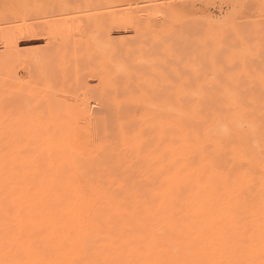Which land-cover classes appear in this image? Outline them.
<instances>
[{
    "label": "bare ground",
    "instance_id": "1",
    "mask_svg": "<svg viewBox=\"0 0 264 264\" xmlns=\"http://www.w3.org/2000/svg\"><path fill=\"white\" fill-rule=\"evenodd\" d=\"M55 1L49 0L50 4ZM61 1L65 7H59L57 16L79 8L72 5L74 0ZM84 1L83 20L72 23L80 28L81 40L76 38L77 34L76 39L69 36L58 42L59 33L55 34L48 22L41 25L43 29L20 23L15 39L8 42L2 36L0 44L7 48L9 43L18 52L20 42L44 39L46 52H51L43 58L45 62L59 55L64 58L62 78L72 85L80 84L83 98L77 102L74 97L44 96L40 103L46 106L48 102L54 113L55 109L66 115L82 113L81 117L92 123L96 114L122 115L125 103L129 102L126 100H131L127 98L141 95L146 102L143 104L144 100L140 99L139 104L145 105L148 137L143 135L146 142L143 136L139 137L140 144L133 148L130 144L134 137L129 139L128 132V137L122 135V141L128 140L124 147L120 146L123 160L118 164L140 158L143 175L137 183L136 178L134 181L128 176L123 178L121 171L115 173L122 178H113V174L108 178L103 176L108 167H103L104 170L100 167L104 177L101 178L100 169L94 166L98 167L96 163L100 160L108 166L113 160L117 162L120 153L117 157L115 153L119 151L109 145L113 154L107 157L105 144L103 157L96 151L97 155L89 158L87 155L93 152L91 145L88 148L87 145L92 141V133L81 130L80 126L73 130L76 118L71 130V122L66 121L60 128L54 123L48 125L39 116L32 119L33 115L27 111L31 123L23 130L16 131L10 125V130L0 131V264H264V75H251L243 65L241 72L245 73V80L238 76L233 79L234 68L230 69L232 74L226 68L239 65L242 60L237 46L240 40L237 43L235 38L232 42L226 38V44L218 42L217 56L210 53L207 57L210 65L213 60L219 65L217 70L213 65V71L208 72L202 63L190 65L192 68L179 65L174 39L186 17L191 15L194 4L190 0L179 3L161 0L154 10L149 5L138 6L154 0ZM227 3L233 11L246 0H227ZM55 16L51 14L52 18ZM56 20H62L57 23H65L68 29L72 25L66 17ZM233 26V21L226 19L218 25L219 35H228L226 29ZM72 29L74 35L76 28ZM128 32L132 34L112 37ZM198 44L200 48L202 44ZM197 54L205 60L203 54ZM41 59L38 58L40 65L44 62ZM82 61L85 66L80 64ZM80 66L84 68L82 72ZM220 66H225V70ZM176 77L180 86L185 87L181 98L173 94L178 85ZM94 79L96 85L89 86L87 81ZM128 92L133 93L131 97L126 95ZM94 93L99 94L103 107ZM124 96L126 100H120ZM11 98L8 103L6 98L0 101L5 100L11 106L15 100ZM24 100H21L23 106ZM191 100L193 104L188 105ZM8 113L4 110L0 123L16 121L15 117L8 119ZM124 116L121 118L125 120ZM182 116L189 125L183 119L185 124H181ZM119 119L115 117L112 123L116 125ZM26 120L18 122L26 123ZM141 122L143 126L146 123ZM123 124L121 128L129 121ZM133 127L132 131L129 127L125 130L135 132ZM92 128H89L91 132ZM116 129L114 133L110 130L115 139ZM107 138L109 144L120 142ZM141 146H145L143 151ZM91 159L98 161L90 162ZM132 163L124 164L125 170L119 166L127 173ZM135 166L134 169H139ZM92 167L99 173H90L94 172Z\"/></svg>",
    "mask_w": 264,
    "mask_h": 264
},
{
    "label": "rangeland",
    "instance_id": "2",
    "mask_svg": "<svg viewBox=\"0 0 264 264\" xmlns=\"http://www.w3.org/2000/svg\"><path fill=\"white\" fill-rule=\"evenodd\" d=\"M159 1L161 2V0H157V2L154 0V1L147 2V4L141 3L138 6L149 5L150 9L154 10L153 8L160 3ZM169 1L170 2H178V1L180 2V1H185V0H177V1L176 0H168L167 2H169ZM83 2H85V1L84 0L72 1L71 2V3H73L72 5H74V7H79V8L75 12L71 11V13H69L68 15L63 16V14H62L60 16H57V11L59 10V7L63 6V1H61V0H56L54 3H51V4H50L49 0H0V37L3 36L9 42L10 40L15 39V37L17 36V31L19 29L18 25H20V23L21 24H23V23L29 24L30 26L33 25L34 29L36 28V26H39L41 29H43L44 26L41 27V25L42 24L45 25L48 22V25L49 24L52 25L53 32H55V34L59 33L58 38L56 37L57 35L56 36L54 35L57 38L56 40L58 42H62L63 40H66L70 37H73L74 39H76V38L80 39L83 37V35L81 34V30H80V28L75 27V25L72 23L73 22L74 23L75 22H81L83 20L82 16L85 14L84 11H82V10H84V9H82ZM186 2H188V1L186 0ZM189 2H192L194 4L193 8L191 9V13H190L191 15L189 14L190 16L186 17L187 18L185 20L186 22H184V24L182 25V28L180 30V33H178L177 38L174 39V45L176 43L175 48L177 49V54L179 56V59H178L179 65L182 68L183 67L192 68L191 67L192 64H195V66H196L197 64L202 63L203 65L206 64V65H204L206 68L204 66H203V68L208 72L213 71L214 68H215V70H217L219 68V65L217 66V63L215 64L213 62L214 60L212 61V63L215 67L213 65H210L211 62L209 61V59L207 57H209L210 53L217 56V54H218L217 44H219L220 42L226 44V42L229 39L232 42L233 39L235 38L234 41L237 43H239V40H240V44H237V46L239 45L238 46V49L240 48L239 53L241 52L240 59H242L244 61L246 60L245 64H244V61L240 60L241 63L243 62V64L240 63L241 66H240V64L239 65L237 64L234 67L226 68L224 66V68H226L230 74H232V71H234L236 73V76H234V77L231 75L233 77V79H236L238 76L239 79L243 78V80H245V76H243V74H245V73L241 72L243 65L247 66L246 71H249L250 73L252 72L251 75H254L255 73H260L261 75H264V15H262V14H264V1L261 2L259 0V2H260L259 3L256 0L254 2L246 0V3H244V4L242 3L238 7V9L235 8L233 11H232L230 4L227 3V0H190ZM63 7H65V6H63ZM232 13H233V15H232ZM51 14H56L55 18L54 17L52 18ZM26 17H28V18H26ZM64 17H66L68 19L69 23L73 25V26L71 25L72 28H76V33L74 35H73L72 31L75 32V29H72L71 26L68 29L67 26L65 28V23H57V22L62 21V20H56V19L64 18ZM21 18H23V19L25 18V20L21 21L22 20ZM228 18H230L233 21V23H234L233 27L234 28L233 29L229 28L228 31H227L228 28L227 29L224 28V30L226 29V32H228V35L222 34L221 35L222 37H221L218 33V25H220V23H223ZM19 19H21V20H19ZM63 21H64V19H63ZM23 29H25V28H23ZM77 29L79 30V33H77L78 32ZM235 29H237V31H235ZM61 30H63V32H64V30H65V32H66V30L70 31V35H69V32H66V35L64 36L65 32L63 34V32ZM230 32H233L234 34L232 35V33H230ZM77 34H78V36H77ZM129 34H132V32L123 33V34H113L112 37L118 38V37L127 36ZM230 37H232V39ZM199 42L202 44L200 46V48L198 46ZM231 46L232 45H230V47ZM44 47H45V40L44 39H41L37 42H29V41L20 42L19 45L17 46V50L19 52V56H18L17 55L18 52L13 51V48L10 46L9 43L7 44V48H4L0 44V95H1L0 100L2 101L3 99H5V98L7 99V97L10 96V97H8V99H9V98H11V95L14 97L13 99H15V100L17 98L21 99L23 97L21 100L25 99L24 103L27 107V108H23L25 105L23 106V101H21V100H18V102L16 100V102H14L15 100H13L11 98L13 100L12 102H14V103L11 102V104H12L11 106H8L9 104L8 105L6 104V102H5L6 99L2 103L0 101V115L2 113H4V110L6 113H8V112H10V110H11V112H12V110H14L13 107H15L17 109V107L22 106L21 108H18L17 111L15 109L14 113L12 112V114L14 116L12 115V117H11V115H10L11 112L8 113L9 115L7 114L8 119H12L15 117L16 121L10 120V121H8V124L6 123L7 121L0 123V128H1L0 131L10 130L11 126L14 127V129H16V131L23 130L25 128L24 127L25 125L27 127L31 123V122L28 123L29 117H31L29 115H33L32 119L34 118V115H35V118H36V116L37 117L39 116L40 119L44 118V119H46L45 123H47V124L48 123H50V124L54 123V124H56V126L60 125V128H61V125L63 123H65L66 121L69 123L71 122L69 124L71 130H72V126H73L71 124H76V122H77V125H75V127L73 126L74 127L73 130H75V128L77 126H80L81 130H82V128H84L83 131H90L88 133H90V134L92 133V135H93V136L91 135L92 141L88 142V145H87V148L91 145L92 148L91 147L90 148H91V151L93 152L92 154L87 155V156H89V158H90V156H94L95 154L97 155V152H98V154L100 153L103 157L104 153H103L102 148H105L106 145H107L106 146L107 149H104V150H106L105 155L108 154L107 157H109L110 153L113 154L112 150H115L116 152L119 151L117 154L114 151L116 157L120 153L119 157H117V160L119 158V160L117 162H114V160L112 161L111 159L114 155L111 156L110 160L113 162V164L110 162L109 166L106 165V163L102 164V162L104 160L102 162L100 160L99 163H101V165H99V163L97 162L98 159H96V160L91 159V161L89 160L90 162H92V160H93L94 163L97 162L96 165L98 164V167L94 166V163L92 164V166L99 168V169L101 167L102 170H104L103 167L104 168L108 167L107 169H109V170H107V171H109V172L114 171L113 173H110V176H109V172L103 171L104 172L103 176L108 175L107 176L108 178L111 177L112 174H113V178L117 179V177L118 178L121 177L122 175H118V174H120L119 171H121L122 174L126 175V176L123 175V178H125V177L127 178V176L130 180L131 179L133 180L136 178L135 181L134 180L133 181L137 183L139 176H141V174L143 175V173L140 172L142 170L140 167L141 166V159L137 158V160H136V158L133 157L132 159H133V161L135 160V163L133 161H131V162L128 161V163H126V164H129L132 162L133 163H132V168H130L131 170L128 169L127 173H126L123 170H125V166H127V165L124 162H123V165L120 164V163H122V160H123L122 156H121L123 154H122V152H120V151H122V150H120V146H121V148L124 147V144L128 140L124 136L126 141H122V139H121L122 135L127 136V134L129 133L128 134L129 139H131V140L134 137V141H132V143H131V141H129V143H131L130 145L133 144V146H131L133 148L138 147V145L140 144V142L138 141L139 137L143 136L144 134L146 135V133H147V127L146 126H148V123H147L148 119H144V118H147V113H146V110L144 108L145 105H143V104H146L145 99H141L140 98L141 95L138 97V95L136 96L135 94L134 95L136 97H134V99H133V97H131L132 96L131 94H133V93L128 92L126 95H128L131 98H127L128 96L125 95L126 98L134 100L135 103L132 101L133 102L132 105H129V103H131V100L124 99L125 96L122 97L120 100L123 99L124 101L125 100L129 101V102L125 103L124 109L122 111V115H121V113L116 115L114 112H110V113L105 112V113L96 114V115H94L96 120H97V118H99V117L100 118L97 121L94 118V120H92V123H94V124L89 123L88 119H86V118L83 119L81 117L82 113L76 112V113H71L72 115H66L65 113H63L61 111H60V113H58L57 109H55V111H57L56 113H58V114L52 112L53 111L52 107H50L48 105V102H47L46 106H44V104L40 103L41 99L44 96H49V94L50 95L54 94V96L57 95L58 97H63V96L74 97L75 100H77V102H79V100L83 98V94H82L83 92L80 89V87H81L80 84H77L75 86V85H72V83L70 84V81L64 80L62 78V71L65 67V61L61 55H59L57 57H53V58L49 59L48 62H45V60L43 58L48 57L47 55L51 52H46L48 50V47H46V48H44ZM57 47H59L58 50L61 49L60 43L57 44ZM241 47L243 50H241ZM199 52L201 53V55L203 54V58L205 59L204 61L202 60L201 57L198 56L197 53H199ZM244 53H245V55L247 54V56L244 57V55H243ZM191 54H193L195 56H193V55L191 56ZM38 58H42L41 60L44 61V62H42V65H40ZM193 58H194V60H192ZM190 60H192V61H190ZM185 61H190V62H185ZM194 61H196V62H194ZM181 62H182V64H181ZM80 64L85 66V61H82ZM83 66L79 67L80 71L82 69H84V68H82ZM195 66L193 65V69ZM212 66L214 67L213 69H212ZM200 67H201V65H200ZM208 67H210V68L208 69ZM220 67L223 68V66H220ZM238 67H240V68H238ZM230 69H233V70L231 71ZM236 69H238L240 74H237ZM178 80H179V77H176L175 78L176 84L178 83ZM252 80L255 81V79H252ZM96 82H97L96 79L87 81L89 86H95ZM223 83L225 84V83H227V81L226 82L224 81ZM252 84H254V82ZM179 86H180V83H178V85L174 88L173 91H175V90L176 91L173 94L176 95V93H177V96L179 98H181L180 96L185 92V89H184L185 87H183L182 84H181L182 87L181 86L179 87ZM213 89L215 90L216 88H213ZM14 94H17L20 96H17V95L15 96ZM24 94L26 95L25 97H24ZM94 95L96 96L97 101H100L99 94L94 93ZM94 95L88 94V96H92V97ZM175 95H174V97H175L174 101H176V99H178L177 96H175ZM3 97H5V98H3ZM15 97H17V98H15ZM8 99L6 100L7 103L9 101ZM94 99H95V97H93V100ZM136 99L144 100L145 103L139 104V102H141V100L137 101ZM192 100L188 101V105L193 104V103H191ZM21 102H22V104H21ZM101 102L102 101H100V105L103 107L104 102H102V103ZM182 102H183V100H182ZM13 104H15V105H13ZM16 104H19L20 106L19 105L17 106ZM137 104L139 107L137 106ZM4 105L8 106L9 108L6 107L4 109V107H5ZM35 105H36V107H35L36 109L35 108L33 109V107ZM253 108L254 109L256 108L255 103L253 105ZM47 109L49 110L48 113H47ZM131 109L134 110L135 112L134 111L131 112ZM33 110H35V112ZM37 110L40 112H36ZM41 110H43V111H41ZM95 110H97V109L95 108ZM27 111H28L29 115L26 114ZM126 111H127V113H126ZM141 111H143L144 114L143 113L140 114ZM20 112H21V114H20ZM24 112H25V115L27 116L26 119L28 121L25 119V117H24L25 115H23ZM128 113H131L132 115L134 114V116L131 117V114H128ZM19 114H20V116H19ZM51 114L53 115L52 117H50ZM54 114H56V115H54ZM59 114H61V115H59ZM103 114H104V116H101ZM112 114H114V115H112ZM123 114L126 116V117L124 116L126 118L125 120L123 118H121V116H123ZM137 114L141 115V116H138ZM118 115H121V116L118 117ZM112 116H114V118L116 117V119L121 118V119H119L121 123L118 122L119 120L116 122L117 126L114 123H112V121H114L113 120L114 118H112ZM129 117H131V118H129ZM138 117H140L139 119L141 121L143 120L144 122H146V123L143 122L144 126H143L142 122L138 120ZM19 118H21V119H19ZM75 118L77 119V121ZM74 119L76 122L74 121ZM129 119H132L134 121L131 123V120H129ZM182 119H183V116H182V118H180V120H182ZM190 119H191V117H190ZM18 120H19V122H21V120H24V121L26 120L27 122L24 123V121H23L22 123H19ZM59 120H60V122H59ZM102 120H104V122H105L104 124H101V123H103ZM122 120L124 122L128 120L129 124H127L128 121H127V123L126 122L124 123V124H127L128 126L124 125L122 123ZM183 120H182L183 123H181V124L186 123V125H189L188 123H190V122L187 123L184 120L185 121V123H184ZM12 121H15L16 123H12ZM43 121H41V122H43ZM84 121H86V123ZM135 121H137L136 122L137 126H136V123H134ZM78 123H80V124L78 125ZM118 123H120L121 125ZM89 124H92V125H89ZM95 124L99 125V129H97L98 125L96 128ZM100 124H101V127H102V125L106 126V124H107L108 128L104 127V126H103V128H101ZM113 124H114V126H113ZM122 124L124 126L129 127V128L134 126L135 128L134 127L133 128H134L135 132L134 131L131 132L133 130L132 128H131V131H128L129 129L125 130V128H127V127L123 128L124 126L121 128ZM6 125H8L7 126L8 128L6 127ZM13 125H15V126H13ZM129 125H131V126H129ZM90 126H92L93 128L95 127L94 130L92 128V132H91V129H89ZM115 126L117 127L116 130H118V134H117V132H115V134H117V139H120L121 143L119 141H117V139L114 138V136H116L113 134L114 129L116 128ZM139 126H142V127H139ZM85 127H88V128H85ZM60 128H58V129H60ZM95 130H97L98 132ZM101 130H102V134H101ZM110 130L111 131L113 130L112 131L113 133L110 134V132H111ZM140 130H141L142 134H140ZM93 131L96 133H94ZM124 132H125V134H122ZM106 134H108V136L110 138L108 136H106ZM137 134H140V135L137 136ZM135 136H136V138H135ZM146 136L148 137V135H146ZM103 138L105 139V141ZM106 138L110 139V141H111V138H113L114 141L119 142V143L116 142L119 145L115 144L114 142L109 144V141H106ZM146 138L144 137L145 142H146ZM102 139H103V141H102ZM140 141H141V138H140ZM141 142H143V141H141ZM109 145H112V147H111L112 150H110ZM115 145H117L116 147H118L119 149H117L115 147ZM144 145H145V143H144ZM108 147H109V150H108ZM144 147L145 146H143V147L141 146L142 151H143ZM89 151H90V149H89ZM91 151H90V153H91ZM100 154H99V156H100ZM95 157H93V158H95ZM114 157H113V159H114ZM116 157H115V159H116ZM120 157H121V159H120ZM103 159H105V158H103ZM107 160H108V158H107ZM120 160H121V162L119 164L124 167L123 170L118 164V162ZM87 161H88V159H87ZM136 161H138V165H136V166H139V169L135 166ZM105 162H108V161H106V159H105ZM107 164H109V163H107ZM124 164H125V166H124ZM118 166H119V168H118ZM134 166L136 167L135 169L133 168ZM94 167H92V170H94V172H95L96 168L94 169ZM129 167H131V166H129ZM112 168L114 170H112ZM101 169L99 170L100 177L102 175L101 173H103V172H101ZM137 169H138V171H137ZM91 172H92V174H96V173L98 174L99 173L98 171L95 173L93 171H90V173ZM105 172H107L108 174H106ZM115 172L118 174L116 175ZM129 175H131V176H129ZM101 178H104V177H101Z\"/></svg>",
    "mask_w": 264,
    "mask_h": 264
}]
</instances>
